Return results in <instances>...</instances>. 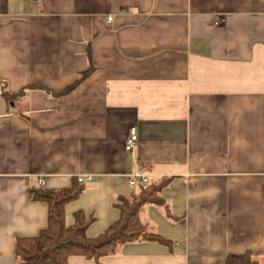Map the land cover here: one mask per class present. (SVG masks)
I'll use <instances>...</instances> for the list:
<instances>
[{
  "label": "crops",
  "instance_id": "crops-1",
  "mask_svg": "<svg viewBox=\"0 0 264 264\" xmlns=\"http://www.w3.org/2000/svg\"><path fill=\"white\" fill-rule=\"evenodd\" d=\"M135 173L165 182L141 219L166 241L68 264H264V0H0V264L48 226L32 188L92 176L66 223L82 210L94 237Z\"/></svg>",
  "mask_w": 264,
  "mask_h": 264
},
{
  "label": "trees",
  "instance_id": "trees-1",
  "mask_svg": "<svg viewBox=\"0 0 264 264\" xmlns=\"http://www.w3.org/2000/svg\"><path fill=\"white\" fill-rule=\"evenodd\" d=\"M90 52H88V56ZM94 70L91 62L82 72L81 78L69 85L58 95L69 93L83 79ZM47 87L41 84H30L18 93L4 90L6 100L12 102L16 97L26 93L27 89ZM48 90V89H47ZM165 182L150 183L141 187L137 194L130 198L122 197L117 207L120 209V218L110 225L101 234L90 237L87 229L92 218H87L82 210L74 213L75 223H66V204L77 199L83 192L84 186L78 179L72 187L61 189L32 188L30 195L33 200L44 201L49 205L48 226L38 235L18 237L16 257L19 264H68L69 258L74 255L84 256L99 261L102 257L116 254L119 248L130 242L140 240H155L165 242L162 236L151 231L142 221L141 213L147 204H162L164 198L161 191ZM226 264H257L251 251L240 254H229Z\"/></svg>",
  "mask_w": 264,
  "mask_h": 264
},
{
  "label": "built area",
  "instance_id": "built-area-1",
  "mask_svg": "<svg viewBox=\"0 0 264 264\" xmlns=\"http://www.w3.org/2000/svg\"><path fill=\"white\" fill-rule=\"evenodd\" d=\"M109 20H111V17H108ZM218 21L222 22L224 21L223 17H218ZM138 141V133L136 128H132L129 134V137L127 139V143H126V149L127 150H132L134 145L137 143ZM92 176L88 175L86 177H78V181L82 182L84 180H91ZM149 178L143 174V173H135L131 176L129 183L131 186H135L140 184L142 187H147L149 185Z\"/></svg>",
  "mask_w": 264,
  "mask_h": 264
}]
</instances>
